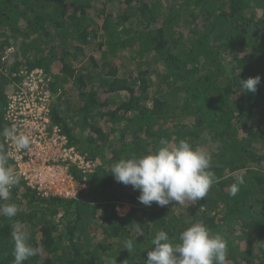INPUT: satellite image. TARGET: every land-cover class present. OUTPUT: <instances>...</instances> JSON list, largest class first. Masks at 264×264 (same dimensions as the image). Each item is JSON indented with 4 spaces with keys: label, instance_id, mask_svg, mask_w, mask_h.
Wrapping results in <instances>:
<instances>
[{
    "label": "trees",
    "instance_id": "16d2710c",
    "mask_svg": "<svg viewBox=\"0 0 264 264\" xmlns=\"http://www.w3.org/2000/svg\"><path fill=\"white\" fill-rule=\"evenodd\" d=\"M23 68L49 75L51 123L101 164L73 198L20 181L0 201L20 208L0 214V264H13L14 230L38 249L23 264H145L156 232L178 237L197 222L227 241L226 264H264V0H0V132ZM257 75L243 92L240 80ZM181 139L211 153L218 177L198 202L145 206L109 173Z\"/></svg>",
    "mask_w": 264,
    "mask_h": 264
},
{
    "label": "clouds",
    "instance_id": "9594fccd",
    "mask_svg": "<svg viewBox=\"0 0 264 264\" xmlns=\"http://www.w3.org/2000/svg\"><path fill=\"white\" fill-rule=\"evenodd\" d=\"M260 80L259 75L240 80L243 92H255ZM0 135L9 139L18 151L31 147L32 141L24 132L5 128ZM212 168L209 151L181 139L175 144L161 140L160 145L147 154H133L120 159L111 164L109 173L118 183L138 190L137 199L143 205L151 206L155 202L163 207L170 203H195L204 199L218 182ZM19 182L20 176L8 164V155L0 147V201H9L12 189ZM244 183V177L237 175L228 188L229 196L235 197ZM19 212L20 208L15 203L0 204V214L9 220ZM136 224L135 231L143 235L139 223ZM12 241L13 264H23L38 255V249L29 243L26 230H14ZM134 247V240L126 239L122 249L131 253ZM227 254V241L219 234L214 235L203 223L197 222L180 232L178 237H171L164 230L156 232L145 264H226ZM110 264H115V261Z\"/></svg>",
    "mask_w": 264,
    "mask_h": 264
},
{
    "label": "built area",
    "instance_id": "2783aa9c",
    "mask_svg": "<svg viewBox=\"0 0 264 264\" xmlns=\"http://www.w3.org/2000/svg\"><path fill=\"white\" fill-rule=\"evenodd\" d=\"M16 77L18 81L6 91L2 119L6 128L24 132L32 143L30 149L18 151L4 137L10 166L20 181L39 196L73 198L85 188L87 176L97 170L101 161L79 152L51 123L53 96L48 74L39 68H23ZM75 174L81 176L80 181Z\"/></svg>",
    "mask_w": 264,
    "mask_h": 264
},
{
    "label": "rangeland",
    "instance_id": "374dc122",
    "mask_svg": "<svg viewBox=\"0 0 264 264\" xmlns=\"http://www.w3.org/2000/svg\"><path fill=\"white\" fill-rule=\"evenodd\" d=\"M99 37V36H98ZM96 42H98V40H96L95 42L93 41L92 42V47H93V49H95V44H96ZM94 51V50H93ZM122 63L125 65V63L123 62V60H122ZM138 204V203H137ZM131 207V205H129V204H127V203H122V204H119V205H117L116 207H115V210H116V212L118 213V214H120V215H125L127 212H128V210H129V208Z\"/></svg>",
    "mask_w": 264,
    "mask_h": 264
}]
</instances>
